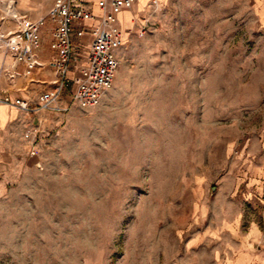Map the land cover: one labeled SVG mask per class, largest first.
<instances>
[{"label": "rangeland", "instance_id": "1", "mask_svg": "<svg viewBox=\"0 0 264 264\" xmlns=\"http://www.w3.org/2000/svg\"><path fill=\"white\" fill-rule=\"evenodd\" d=\"M262 5L150 4L98 107L0 103V264H264Z\"/></svg>", "mask_w": 264, "mask_h": 264}, {"label": "built area", "instance_id": "2", "mask_svg": "<svg viewBox=\"0 0 264 264\" xmlns=\"http://www.w3.org/2000/svg\"><path fill=\"white\" fill-rule=\"evenodd\" d=\"M137 0H52L44 17L35 21L21 14L13 0H4L5 13L0 17V50L13 60L10 79L17 73L18 65L30 77L42 67L36 52L41 47V32L47 21L50 29V48L54 52L49 66L55 79L51 88L38 96L37 110L67 112L65 100L82 110L99 106L105 94L113 88L119 68L117 52L124 45L119 17L132 9ZM158 5L157 0H148V5ZM13 23L10 28L7 23ZM85 36L88 40H84ZM29 113L31 102L20 98L12 101L6 97L0 103Z\"/></svg>", "mask_w": 264, "mask_h": 264}, {"label": "crops", "instance_id": "3", "mask_svg": "<svg viewBox=\"0 0 264 264\" xmlns=\"http://www.w3.org/2000/svg\"><path fill=\"white\" fill-rule=\"evenodd\" d=\"M4 0H2L3 2ZM15 2V7L17 11L21 14H26L27 17L35 21L40 17H44L50 9L52 0H13ZM167 0H159V3H165ZM254 3L259 4L260 6L264 4V0H253ZM148 0H137L132 9L128 12H123L119 17L120 28L123 32L126 31L129 24L128 21L132 18H136V13L145 10L147 7ZM263 6V5H262ZM125 16L126 21H122V16ZM261 19L264 20V7L260 9ZM10 28H14V24L9 22L7 23ZM52 22L47 21L46 27L41 32V47L36 52L37 59L42 67L34 70L30 77H27L23 74L24 67L18 65L15 70L17 75L10 79L9 72H11L13 60L10 56L6 55L3 50H0V91L5 93L9 92L10 94H15L17 98L23 100L32 99V97L37 96L38 91L45 92L51 88V83L55 79L53 69L50 68L49 63L52 57L55 55L50 48L51 38H50V29L52 28ZM125 27V29H124ZM41 92V93H42ZM40 93V94H41ZM33 110V109H32ZM8 111V110H7ZM36 112V115L43 118L44 111H30ZM9 114L7 117L9 118ZM13 115H11L12 117ZM7 121V120H6ZM6 123V122H5ZM4 123V124H5Z\"/></svg>", "mask_w": 264, "mask_h": 264}, {"label": "bare ground", "instance_id": "4", "mask_svg": "<svg viewBox=\"0 0 264 264\" xmlns=\"http://www.w3.org/2000/svg\"><path fill=\"white\" fill-rule=\"evenodd\" d=\"M158 2H159V0H157ZM128 24H129V26H128V28L131 26V24H132V18H130V20L128 21ZM125 34H124V36H123V39L125 40Z\"/></svg>", "mask_w": 264, "mask_h": 264}]
</instances>
